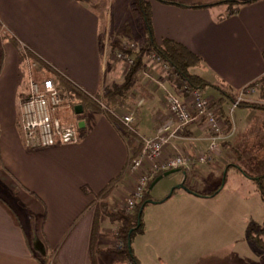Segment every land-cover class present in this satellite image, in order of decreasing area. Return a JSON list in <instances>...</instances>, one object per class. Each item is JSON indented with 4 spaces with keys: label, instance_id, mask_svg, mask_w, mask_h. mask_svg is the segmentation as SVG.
Instances as JSON below:
<instances>
[{
    "label": "crops",
    "instance_id": "1",
    "mask_svg": "<svg viewBox=\"0 0 264 264\" xmlns=\"http://www.w3.org/2000/svg\"><path fill=\"white\" fill-rule=\"evenodd\" d=\"M206 1L170 4L150 0L153 36L156 42L172 39L196 53L202 62L194 72L235 95L264 77V0H247L250 2L238 5L230 16H225L223 4L189 6L215 0ZM101 31L91 5L81 0H0V160L2 172L7 175L1 181L19 211L13 209L14 217L0 203V264H120L114 255L99 251L112 247L115 223L108 226L101 216L97 224L94 217L100 211L99 201L107 209L116 207L132 189L136 174L127 170L129 157L138 151L140 138L152 137L166 115L161 96L167 87L160 84L158 67L149 60L141 64L133 76L128 105L117 110L133 118L132 134L120 120L122 128L118 129L105 114L84 111L67 95V103L56 110L55 116L64 124L78 127L80 138L76 143L27 149L19 130L18 106L26 86L25 57L47 65L46 70L37 69L34 74H47L57 86L56 75L60 76L89 96L122 81L123 64L110 53L107 60L101 58ZM112 40L124 41L117 36ZM19 45L32 56L22 55ZM206 91L214 100H220L217 90ZM220 101L219 108L226 113L229 100ZM230 120V140L221 158L208 165L191 162L182 170L178 183L189 190L182 189V199L210 198L219 193L224 184L212 196H201L197 193L203 192L187 185L186 179L189 176L190 183L196 184L205 176V168L219 170L220 163L224 166L231 159L232 164L240 153L247 163L256 165L254 168L264 164V150L253 148L256 133L264 138V115L236 107ZM203 128L194 122L179 129L164 147L163 157L176 151L190 154L204 149ZM110 183L113 188L109 194L104 199L96 198ZM149 197L158 201L163 196ZM24 209L31 213L22 224L18 214ZM243 238L247 239L245 234ZM92 243L98 251L91 250ZM132 246L136 249L134 239ZM249 262L259 264L256 260Z\"/></svg>",
    "mask_w": 264,
    "mask_h": 264
},
{
    "label": "rangeland",
    "instance_id": "2",
    "mask_svg": "<svg viewBox=\"0 0 264 264\" xmlns=\"http://www.w3.org/2000/svg\"><path fill=\"white\" fill-rule=\"evenodd\" d=\"M173 1L184 4H203L207 2L206 0ZM133 2L134 0H92L89 3L92 11L98 17L102 30L101 41L104 43L102 44V60H104L103 58H109L108 54H111V51L107 45L108 42L114 41L112 38L115 36L124 39V41H118L123 44L132 40L135 43L132 48L135 50L141 48L144 32L140 16L135 10ZM236 5L238 4L236 3L232 6L233 10L237 7ZM216 7L219 6L217 5ZM223 10L225 13L226 5H224ZM4 38L11 43L10 38ZM133 42L130 44L133 45ZM27 50L28 49L23 45H19V51L22 55ZM1 56L2 50L0 48V66L2 60ZM131 57L133 58V56ZM147 60H149L152 65L154 64L158 67L159 73L161 74V77H159L160 84H164V86L166 85V89L172 94L178 97L181 95L182 98H180L184 99V102H187L186 104H189L191 92L189 94H184L180 89L175 88L167 77V69L163 67L161 62H156L153 55L143 57L141 64ZM121 69L125 74L127 68L122 65ZM42 74L43 75L39 73L37 75L34 74L32 77L36 80L49 77L45 73ZM260 80H256L244 87L246 88L256 84L255 86L257 89L248 94H245L243 93V90H240L237 94L232 95L233 93L229 88L215 85L219 89L223 90L226 95H230V98L232 99L229 100V107L226 113H222L221 107L219 108L217 105L220 103L218 100H214L208 96L211 94L210 91H200L202 97L208 99V102H210V104L215 108L217 114L220 115L222 128L220 131L221 133L218 134L220 140L216 141V147L212 153L213 156H211V158L209 157V160L205 163L197 162L198 164L208 165L221 158L222 150L226 149V145L230 140L227 138L232 129L230 118L232 117L233 110L236 107L239 109L241 107L244 109H253L264 115V77L261 82ZM163 97L164 96H161L162 100H164ZM242 102H245V105H239ZM66 103L67 101L63 102L64 105ZM69 104L71 103L69 102ZM70 117L71 116L68 118ZM224 117H227L229 121L230 129L228 131L225 130L226 123ZM194 122L203 125L206 145L204 149L192 151L190 154L176 151L183 156H199L205 153V150L211 142V133L208 132L204 121L197 120L191 123ZM256 135L257 137H255L253 148L255 151H262L264 150V138H258L260 134L256 133ZM141 145L140 138V147ZM240 149L243 151V148ZM228 155L230 156L231 153L229 152ZM172 156H174V154L170 155V157ZM244 156L245 155L243 153L238 154V157H236L237 159H233L232 164L238 165L248 174H258L264 171L261 169V166H264V164L254 168L256 165L250 164L252 163L250 161H248L250 163H247V160L242 158ZM230 161L231 159H228L227 164L224 166L220 163L219 170L212 171L205 168V176H201V178L197 179L196 184L192 185L190 183L189 176L186 179L187 185L203 193L212 191L224 184L222 190L210 198L203 197L197 198V200H194L193 198L182 199V197H185L183 196L185 195L183 192L184 190L175 189V193L172 195V198L169 197L170 200L166 202L167 200L165 199V196L169 194L172 188L179 185L178 180L180 177H183L182 170H177L163 177L153 188H148L150 196L154 198L159 196L163 197L161 200L155 201V203L147 204L143 209L142 221L144 224V232L134 238L136 249H133L134 254L137 257H140H138V259L141 264H257L255 262H249L250 260H256L259 264H264V259L260 255L253 254L251 246L254 245L249 243L247 239L243 238L244 234L247 237V232H249V230L255 232L264 228V201L260 198L255 183L245 177L242 173L235 169H229L226 172V176H223L225 171L224 169L231 163ZM236 161L239 162L237 163ZM262 161L264 162V159ZM4 178H7V175L2 172L0 160V197L5 199L10 204L12 209L19 212L15 205L16 203H14V201L10 198L11 195H7L9 193L7 188L5 191V187H3L1 179L3 180ZM219 183L220 186H217ZM99 202L102 204L101 201ZM28 205H30V203H28ZM123 205L125 209V203H118L116 207L110 209L108 208L107 210L114 213L117 210L123 209ZM26 210L28 209H24V211L20 210V214H18L22 224L27 222V216L31 213ZM101 216L104 218L102 221H104L106 225L109 226L110 223H112L105 214L100 213L97 224L100 223ZM114 231L115 229L113 230V234ZM115 245L116 240L114 239L112 247ZM49 261L50 259H47L48 263Z\"/></svg>",
    "mask_w": 264,
    "mask_h": 264
},
{
    "label": "trees",
    "instance_id": "3",
    "mask_svg": "<svg viewBox=\"0 0 264 264\" xmlns=\"http://www.w3.org/2000/svg\"><path fill=\"white\" fill-rule=\"evenodd\" d=\"M83 3H90L92 0H81ZM163 3L170 4H181L180 2H175L173 0H157ZM216 2V3H215ZM214 3L207 5H189L191 7H207L213 4H224L226 5L225 16L232 15L235 10L232 9L234 4L242 5L250 1H239V0H218ZM135 10L138 12L141 24L143 27L144 37L143 44L141 48L135 50L132 48V44L121 43L118 41L108 42L109 50L111 54L115 51L122 53L123 55L133 56V60L126 73L123 75V79L120 83H113L103 88L94 96H89L88 94L80 92L73 85L64 81L63 78L56 75L58 80V90L63 92L69 98V101L77 103L82 106L84 111H97L105 114V116L115 125L118 129L122 128V124L119 119L111 113L113 110H118L126 107L130 98L131 84L133 81V76L140 67L142 63V58L145 56L155 55L162 64L167 66V77L171 84L177 89H180L182 93L189 94L192 91L199 90L205 91L208 87L217 90L221 99L232 100L230 95H226L223 90L219 89L215 85L211 84L204 78L197 75L193 69L197 68L202 59L196 53L188 49L183 44L174 41L172 39H162L160 42H156L153 36L152 30V20H151V8L150 2L148 0H134L133 2ZM236 5V6H238ZM28 55L30 51H25ZM32 56V55H31ZM34 62L37 65V68L40 70H46L47 65L39 60L34 59ZM256 83V82H255ZM218 102H221V101ZM99 101H101L106 109H103ZM220 103L217 105L219 106ZM239 105H245V102H242ZM224 115V114H223ZM225 116V115H224ZM226 123V131L230 129L229 121L227 117H224ZM132 134L131 131H129ZM136 151V155L139 152ZM177 170H185L183 168H176ZM229 169H235L238 172L242 173L245 177L252 180L255 185L257 192L260 198L264 201V171L258 174H248L238 165L231 164L227 165L223 176H226V172ZM169 170V169H168ZM158 171L154 176L149 180L146 189L144 190L141 198L135 203L134 207L130 211L124 209L117 210L116 212H109L107 210V205L105 203L100 204V211L96 212L94 222H98V216L100 212L105 214L112 223H115L114 239L116 240V245L113 247L106 248L103 251L109 254H112L116 257L120 264H141L138 257L134 254L132 242L133 239L144 232V224L142 221L143 209L148 204L150 200L148 188L151 183L161 174L168 171ZM220 186V185H219ZM113 188V183L107 185L102 191L96 194V198L104 199L111 189ZM220 187L216 188L214 191L203 194L197 193L201 196H212L215 194ZM175 192V189L172 193ZM167 196L165 197V199ZM0 203L2 206L9 211L14 217L13 209L10 205L0 197ZM96 211V210H95ZM95 234V233H93ZM264 228L259 231L249 230L247 234V239L250 243L254 245V248L258 255L264 259V240H263ZM93 242V241H92ZM91 250L98 251L94 248V243L90 244ZM93 264V263H92Z\"/></svg>",
    "mask_w": 264,
    "mask_h": 264
},
{
    "label": "built area",
    "instance_id": "4",
    "mask_svg": "<svg viewBox=\"0 0 264 264\" xmlns=\"http://www.w3.org/2000/svg\"><path fill=\"white\" fill-rule=\"evenodd\" d=\"M113 58L121 62L127 69L133 60L131 56H125L117 51L113 53ZM153 58L156 62L159 61L155 55ZM23 64L26 70V86L20 97L18 111L19 130L24 147L46 149L76 143L80 138L78 127L73 124H64L55 116L56 110L65 101L66 94L58 90L51 77L39 80L32 77L38 69L34 61L25 57ZM163 67L167 69L164 64ZM255 85L242 89L243 93L254 92L257 89ZM163 91L166 115L155 128L152 137H141L142 145L139 152L136 155L131 154L129 157L127 170L136 174V180L132 189L120 202V204H126L125 209L124 205L122 206L126 211H130L136 201L141 198L149 180L155 173L173 168H186L191 162L205 163L209 157L213 156L216 141L220 140L218 137L222 128L220 115L217 114L208 99L202 97L199 90L191 92L189 104L170 91L166 89ZM99 104L103 109H106L101 101ZM111 113L133 132V118L130 115L120 114L116 110ZM197 120H203L208 132L211 133V142L205 153L188 157L176 152L172 157H163V149L169 143L170 138L179 129Z\"/></svg>",
    "mask_w": 264,
    "mask_h": 264
},
{
    "label": "water",
    "instance_id": "5",
    "mask_svg": "<svg viewBox=\"0 0 264 264\" xmlns=\"http://www.w3.org/2000/svg\"><path fill=\"white\" fill-rule=\"evenodd\" d=\"M76 110H79L78 108H76ZM175 171H177V169H172V170H168V171H166V172H164L163 174H161V175H159L152 183H151V185H150V187H149V189H151L160 179H162L163 177H165V176H167V175H169V174H171V173H173V172H175ZM179 188H181V189H184V190H186V191H188L189 192V190L182 184V183H180L179 185H177L176 187H174V188H172L171 189V191L169 192V194L167 195V197H169L171 194H172V191L174 190V189H179ZM148 203H155V201L154 200H148Z\"/></svg>",
    "mask_w": 264,
    "mask_h": 264
}]
</instances>
